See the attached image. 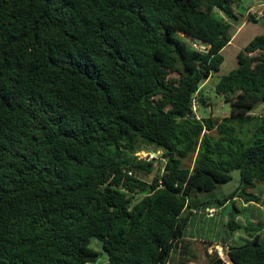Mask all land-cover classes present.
I'll return each mask as SVG.
<instances>
[{
	"label": "trees",
	"instance_id": "16d2710c",
	"mask_svg": "<svg viewBox=\"0 0 264 264\" xmlns=\"http://www.w3.org/2000/svg\"><path fill=\"white\" fill-rule=\"evenodd\" d=\"M239 4L0 0V264H168L190 252L193 210L258 202L264 114L252 112L264 102V34L215 84L230 113L192 110L193 97L208 103L203 84L237 25L260 18L239 16ZM234 122L252 124L247 145ZM148 145L164 163L137 155ZM232 170L233 191L200 198ZM235 217L230 230H255ZM249 235L223 244L229 264H264L260 233ZM206 264L227 263L214 251Z\"/></svg>",
	"mask_w": 264,
	"mask_h": 264
},
{
	"label": "rangeland",
	"instance_id": "374dc122",
	"mask_svg": "<svg viewBox=\"0 0 264 264\" xmlns=\"http://www.w3.org/2000/svg\"><path fill=\"white\" fill-rule=\"evenodd\" d=\"M256 2V1H255ZM256 10L262 13V16L258 19L257 23L260 27L257 31L258 34H264V4L256 5ZM184 39V37H182ZM224 61L220 65L219 71L215 72L208 80H206L202 87V95L206 98L207 102L204 107L199 103L197 108V114L206 115L210 109L213 117H223L230 113V104L225 102L223 97L215 92V84L219 79V76L226 74L231 69L236 66V57L234 56L233 49L229 48L223 51ZM255 115L264 114V102L259 104L252 112ZM236 127V134L244 141L247 145L250 141L252 124L245 123L240 126L234 122ZM150 152L162 153V149L157 148L154 145H148L138 153L145 154ZM146 157V156H145ZM164 163V161H161ZM151 176V175H150ZM150 176H146V180H150ZM239 185V171H231V180L219 184L214 189L212 193L202 194L200 193V198H218L221 199L224 195L233 191ZM253 194L257 195L259 198L258 202L252 201L249 205H244V202L237 198L235 201L236 207L241 208L237 213L233 209V204L231 202H226L223 206L215 205L216 212L213 216H203V218L194 224H191L186 231L187 235L194 236L189 242L190 252L181 255L179 249L173 252L171 259L168 264H179L181 260L185 264H206L208 261V254L214 253L216 251L218 255L227 260L226 246H212V243L218 244H228L237 245L244 242V240L250 238V235L256 232L260 233V237L264 241V182L258 183L254 189H251ZM236 214L235 220L241 224L242 227L248 226L250 229L255 230H245L244 228H239L236 230H230L226 226L227 218L230 213ZM253 212V213H252ZM228 261V260H227ZM228 264V263H227Z\"/></svg>",
	"mask_w": 264,
	"mask_h": 264
},
{
	"label": "crops",
	"instance_id": "0c3cea01",
	"mask_svg": "<svg viewBox=\"0 0 264 264\" xmlns=\"http://www.w3.org/2000/svg\"><path fill=\"white\" fill-rule=\"evenodd\" d=\"M263 5L264 4V0H259V1H256L253 3V5ZM260 27L258 26V23H253V22H249L247 20H243V22L239 25H237V28L231 38V41L228 43V45H226L223 49L226 50V49H233V52H234V56L236 57V54L238 52V50H240L243 46H245L255 35H257L258 33L260 32H257V31H262V30H259ZM264 33V32H263ZM251 202H248L246 203L247 205H249ZM244 204V205H246ZM253 213V212H252ZM215 214V213H214ZM203 216L207 217V215L201 213V211H194L193 210V215H192V223L191 224H194L196 223L197 221L201 220L203 218ZM194 238V236H193ZM210 242V241H209ZM213 244H216V243H213ZM224 244V243H222ZM226 245V244H224Z\"/></svg>",
	"mask_w": 264,
	"mask_h": 264
},
{
	"label": "built area",
	"instance_id": "2783aa9c",
	"mask_svg": "<svg viewBox=\"0 0 264 264\" xmlns=\"http://www.w3.org/2000/svg\"><path fill=\"white\" fill-rule=\"evenodd\" d=\"M247 15L248 16H254V17H259L261 15V13L259 11L256 10V6H251L247 11H246ZM191 46L194 48V49H203L204 46L202 45V43H200L199 41L197 40H192L190 42ZM194 95H197V93H195ZM199 107V104H198V101L195 97H193V101H192V110L194 111L195 113V116L196 118H201V115L199 116L196 112H197V108ZM137 155L140 157V158H145L146 160H152V159H157V160H160V161H164L163 158H162V155L161 153L159 152H150V153H147L144 155L143 157V154H140V153H137ZM146 156V157H145ZM205 214L207 216H213L214 213H215V209L214 208H206L205 209Z\"/></svg>",
	"mask_w": 264,
	"mask_h": 264
},
{
	"label": "water",
	"instance_id": "95a60500",
	"mask_svg": "<svg viewBox=\"0 0 264 264\" xmlns=\"http://www.w3.org/2000/svg\"><path fill=\"white\" fill-rule=\"evenodd\" d=\"M255 1H259V0H240V4H239V7L237 8V13L239 14V16H244V14L246 13L247 9H249V7H251V5L255 2ZM202 45L206 48L208 46L207 43L205 42H202ZM91 240H94L96 241V248L98 249H101L102 246H103V242L96 236H91L90 237ZM214 246H222V247H225L223 244H213ZM212 245V246H213ZM104 255H105V258L107 259L108 258V254L106 251L103 252ZM226 255H227V252H226ZM223 259V258H222ZM226 263H232V261L230 260L229 256L227 255V260L223 259Z\"/></svg>",
	"mask_w": 264,
	"mask_h": 264
},
{
	"label": "clouds",
	"instance_id": "9594fccd",
	"mask_svg": "<svg viewBox=\"0 0 264 264\" xmlns=\"http://www.w3.org/2000/svg\"><path fill=\"white\" fill-rule=\"evenodd\" d=\"M251 6H255V5L252 4ZM249 8H250V7H249ZM247 10H248V9H247ZM261 15H262V13H261ZM261 15H260L259 17H261Z\"/></svg>",
	"mask_w": 264,
	"mask_h": 264
}]
</instances>
